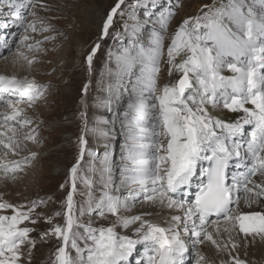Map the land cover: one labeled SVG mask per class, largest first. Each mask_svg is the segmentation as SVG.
I'll return each instance as SVG.
<instances>
[{
    "label": "snow or ice",
    "instance_id": "1",
    "mask_svg": "<svg viewBox=\"0 0 264 264\" xmlns=\"http://www.w3.org/2000/svg\"><path fill=\"white\" fill-rule=\"evenodd\" d=\"M8 6L18 7L14 0H10ZM163 7L164 0H135L134 3L115 0L101 19L98 28L99 42L95 43L85 58L89 77L94 58L101 50V42L110 38L123 39V33L116 31L114 27L117 19L131 20L136 17L137 12H142L144 19L133 29L132 34L135 35L141 26L147 28L153 24L154 17L162 15ZM257 7L264 13V0H258V3L254 0L252 4H248L247 0H235V3H230V11L210 10L204 14V23L197 20L191 29L189 20L185 19L167 50L169 75L173 72L180 75L175 83L165 84L162 88L157 84L158 73L161 71L159 63L163 55L162 33H153L151 40L154 47L125 48L115 57V70L102 74L97 82L98 91L106 93V99L97 97L93 105L111 114L112 128L110 134L105 133L108 142L103 144L102 152L99 148L89 146L86 136H94L95 129L89 127L88 104L86 100H82L83 111L80 118L83 126L78 141V156L69 169L68 180L60 185V190L66 193V201L62 204L64 224L55 225L40 236L41 240L51 235L62 241L56 253V264H133V260L134 264H208L205 255L198 250V246L205 241L211 242L219 251L231 253L236 248L235 244L232 248L228 244L221 247L208 231L211 227L219 235L222 220L226 225L224 231L230 237L238 229L245 237H259L264 241V212L241 211L240 200L234 196L237 175L232 174V182H228L229 168L234 166L239 169L245 159L239 138L245 134L246 127H250L251 131L244 152L255 159L260 174L264 175V91L261 90L264 77L255 79L257 67L254 63L259 61L264 65V15L257 21L254 16ZM128 9L133 11L129 13ZM171 11L172 7L169 8V12ZM15 15L19 17V13ZM21 25L24 32L36 30L32 23L21 21ZM121 26L126 33V24ZM3 27L8 28L9 22H3ZM110 29L113 31L110 32ZM28 40L29 36L24 35L20 43ZM258 40L260 46L257 45ZM27 46L29 50L33 47ZM182 52L187 53V58L177 63V57ZM242 56H250L254 61L246 71L238 67L237 63L227 62L226 59L232 57L233 60H238ZM24 59L29 65L33 63L27 56ZM225 65L233 73L232 76L221 75ZM137 66L138 75L134 72ZM105 75L109 77L107 82ZM0 85H3L0 92L19 94L29 104L39 99L45 91L31 82L4 76H0ZM90 86L89 79L82 88V96L87 97ZM126 97L127 104L121 112L119 109ZM221 97L223 110L233 114L231 120L214 114L213 110L220 107ZM8 106L12 112L3 114L4 125L17 120L21 115L20 109L11 103ZM150 120L160 124L161 130L157 133L159 140L145 144L141 141L146 138V124ZM103 122L108 124L109 120L104 119ZM23 123L27 124L29 121L25 120ZM118 131L124 136L119 161L115 158L114 148ZM0 143L6 149L13 147L11 138L8 142L0 140ZM148 151H151L150 156ZM124 161L131 163V169ZM117 166L120 177L118 184ZM129 171L137 176L127 177ZM83 172L98 173L102 188L99 201L94 205L88 203L89 215L92 211L99 210L101 217L106 213L118 217L121 210L127 208V204L119 195L109 193L113 190L119 193L124 188L131 191L132 185H138L139 191L147 192L149 184L152 185L153 194L147 195V200H159L161 204L166 201L170 208L181 210L183 215H173L167 228L147 222L139 215L132 220H125V228L139 222L135 229V239L127 235L118 237L113 227L100 228L97 235L96 230L78 222L76 217L74 196L78 180L82 179L88 189L92 188L90 179H83L81 176ZM197 179L199 187L193 198L189 192ZM245 193V203L249 207L257 204L264 208V201L260 199L264 196V184L253 183V187H245ZM37 207L38 204L33 202L31 208L22 211L12 205L0 203V210L11 209L15 213L11 217L0 215V264H23L21 246L35 247V240L30 239L32 229L19 226L26 221L33 225L38 223L41 219L39 214L32 216ZM79 214L85 215L83 206ZM60 215V212L56 213V216ZM213 217L214 219H210ZM45 220L47 224H52L51 218ZM78 228L84 229L83 234L74 231ZM69 242L75 250V258L68 254ZM140 244L148 249L142 254L137 253V246ZM232 264H245V261L233 258Z\"/></svg>",
    "mask_w": 264,
    "mask_h": 264
},
{
    "label": "rangeland",
    "instance_id": "2",
    "mask_svg": "<svg viewBox=\"0 0 264 264\" xmlns=\"http://www.w3.org/2000/svg\"><path fill=\"white\" fill-rule=\"evenodd\" d=\"M212 1L179 0L177 3V0H164V7L161 9L162 15L158 14L154 17L153 24L147 28L141 26L139 31L133 35L132 32L137 23L144 19L142 12H137L134 19H128L127 32L124 33V29L120 31L123 33L122 40L110 38L101 42V50L94 58L92 73L89 77L85 58L95 43L99 42L96 25L101 22L102 17H105L115 0H14L18 7L12 8L8 6L10 0H0V76L8 79L15 78L21 82L28 81L45 89L43 95L32 104H29L26 98L20 97L19 94L12 95L10 93V97L4 99V95L0 93V116L5 113L11 114L12 109L8 106L9 103L21 110V115L12 124L9 123L8 128L6 125L0 124V133H3L0 135V140L8 142L11 138L13 144V147L6 149L4 144L0 143V158L4 159L0 165H6V167L0 166V203L27 211L28 207L31 208L35 202L38 207L32 216L36 217L39 214L41 217L36 225L26 221L25 224L19 226H27L32 229L34 233L30 235V239L35 240V247L21 246L23 264H56V253L58 247L62 245V241L51 235L41 240L40 236L44 232L50 231L53 226H63L64 224L62 204L66 201V193L60 190V185L65 184L68 180L69 169L78 156V141L83 126V121L80 118V113L83 111L81 101L86 100L89 127L95 129V135L86 136V139L89 140L91 148H99L102 152L103 144L108 142L105 133L110 134L112 128L111 114L103 108L93 106L97 97L106 99V93L98 91L97 88V82L100 81L102 74L109 70H115V57L120 55L125 48L150 49L154 47L151 40L153 33H162L163 55L159 63L161 71L157 78V84L162 88L166 80L170 82L171 79L168 76L167 50L179 30V25L185 19L189 20V29L195 26L197 20L203 24L204 14L209 13L210 10L214 12L216 9V5H212ZM227 1L228 6L221 8L224 12L230 11V3H235V0ZM129 2L134 3L135 0H126V3ZM255 2L258 3V0ZM247 3L252 4L254 0H247ZM170 7L173 8L171 12H169ZM15 13H19V17ZM262 15L264 13L257 7L254 11L257 21ZM89 20H93L95 23L90 25L91 28L87 34L82 28ZM5 21L9 22V27L6 29L3 27ZM21 21L34 24L36 30L29 29L24 32ZM115 30L119 31L117 26ZM112 31L110 29V32ZM24 35H28L29 40L22 44L20 40ZM6 39L7 43H5ZM27 45H32V49L29 50ZM257 45L260 46L259 40ZM81 46H85V55L80 52ZM184 53L186 52H182L183 55ZM25 56L33 61L31 65L24 59ZM250 58V56H242L238 60H233L232 57L226 59L227 62L237 63L238 67L246 71V68L254 62ZM255 62L257 72H261L260 78L264 77V65L259 61ZM134 72L139 74V66L134 68ZM221 75L232 76L233 73L228 71L225 65L221 70ZM89 79L91 86L87 97H84L81 95L82 88L85 83L89 82ZM104 79L107 82L109 77L105 75ZM221 101H223L222 97ZM126 104L127 97L120 106L121 112ZM220 106H222L221 103ZM104 119H108L109 123L105 124ZM25 120L29 123L24 124ZM9 128L12 130L9 131ZM146 129V138L141 142L145 144L153 141L158 142L157 133L161 130L160 124L150 120L146 124ZM250 129V127H246V133L239 138L243 147L247 145ZM29 137H34V139H29ZM123 143L124 136L118 131L114 144L117 161H119ZM148 155H151V151H148ZM242 162L245 163L246 158ZM124 163H127L131 169L129 161H124ZM82 164H84L83 161ZM246 165L245 163V169H247ZM116 171L118 184L119 166ZM232 172H235L233 167L229 170V178H231ZM255 172L256 175L250 176L248 172L245 173L246 178L242 179L239 173L243 172L238 170V183L242 184L244 188L253 187V183L259 184L262 181L264 184V175L260 174V170ZM81 176L83 179H90L92 188L88 189L82 179L78 180L77 192L74 196L76 217L78 222L96 230L97 235L100 228L113 227L118 237L127 235L135 239L137 238L135 235L129 234V227L132 224L125 228L124 221L132 220L137 215L146 216L151 210H156V207H159L161 214L169 218L173 215H183L181 210L170 208L166 201L161 204L159 200L155 202L147 200L145 197L153 194L151 184L148 185L147 192L139 191L138 185H132L131 191L124 188L119 193L114 190L110 192L109 194L119 195L127 204V208L122 209L118 217H114L110 213L101 217L99 210L92 211L89 215L88 203L91 202L94 205L102 195L100 178L98 173L83 172ZM126 176L134 177L137 174L129 171ZM253 178V183H250L249 181ZM196 185L198 184L196 183ZM196 188L197 186H192L191 193ZM155 195L158 196V193ZM246 195L241 188L236 198L240 200V210L250 212L252 208L245 203ZM82 206L85 209V215L80 216ZM57 212H60L61 215L56 216ZM14 214L11 209L0 210V215L11 217ZM45 218H51L52 224H47ZM133 225L136 227L138 224L133 223ZM225 226L221 224L219 228L224 230ZM228 226L230 227V225ZM74 231L83 234L84 229L78 228ZM181 235L183 237V233ZM213 238L220 243L221 247L230 243L237 245V243H232L236 240L233 234L230 237L229 233L220 232L219 235H213ZM88 243L91 246V241ZM142 245L137 246V253L145 252ZM80 246L84 248L82 243ZM198 250L204 255L211 254L212 258L217 260L225 253V251L219 253L218 248L209 241L199 245ZM68 254L75 258L76 253L71 248V242L68 245ZM84 254L86 257L87 249ZM255 262V264H264V260L260 256H257Z\"/></svg>",
    "mask_w": 264,
    "mask_h": 264
},
{
    "label": "bare ground",
    "instance_id": "3",
    "mask_svg": "<svg viewBox=\"0 0 264 264\" xmlns=\"http://www.w3.org/2000/svg\"><path fill=\"white\" fill-rule=\"evenodd\" d=\"M212 5H216V9L214 12H216L217 10H222L221 8H225L228 6V1L227 0H213L212 1ZM131 10L132 9H128V12L131 13ZM97 21V20H96ZM128 19L125 18V21H119L117 19V23L115 24L120 31H122L124 28L121 26V25H124L126 24V27L128 26ZM86 26L82 28V30L85 32V33H89L90 31V28H91V24H94L93 23V20H89L86 22ZM101 24V22H99L97 25H96V29L99 28V25ZM115 26V27H116ZM93 27V26H92ZM83 32V33H84ZM86 36V35H85ZM85 38V37H84ZM80 52H83V54L85 55L86 54V51H85V46H81V49H80ZM82 54V55H83ZM187 58V53H184V55L181 53L180 56L177 57V63L181 62L183 59ZM251 60V58H250ZM256 63V62H255ZM259 64V63H258ZM259 66V65H258ZM168 69H169V65H168ZM247 70V68H246ZM261 72L258 71L257 72V76L255 79L259 80L260 78V75ZM179 73L178 72H173V74L170 76L169 75V72H168V76L171 77L170 79V82L168 80H166V83L164 84H171V83H175L176 80L179 78ZM0 87H3V85H0ZM245 87H246V84H245ZM261 90L264 91V86L261 87ZM230 91V90H229ZM4 95V99L6 97H10L9 94L10 93H6V92H0ZM223 99V97H222ZM220 103L222 105V101L220 100ZM249 107H251V105H249ZM214 111V114L218 115L220 118H225L226 120H231L233 118V114H229V113H226L222 106H220L218 109H215L213 110ZM238 115V114H236ZM14 121H9V123H13ZM0 124L2 125L3 124V116H0ZM8 124L6 125V128H8ZM251 129L248 131L250 133ZM246 133V132H245ZM240 142V140H239ZM229 144H231V141H228ZM247 145L245 147H243L241 149L242 151V154L245 156L246 158V168L247 169H250L251 171H259V168H258V164L257 162L255 161L254 158L250 157V155H248L246 152H244V149H246ZM253 160V161H252ZM4 161V159L0 158V163H2ZM242 162V166L237 169L235 168L234 166H232L234 169H235V172H232V174H236L237 177H238V173L237 171L240 170L241 172H243L242 174L239 173L241 176H242V179H245L246 178V175L245 173L247 172V169L244 168V164ZM11 164V163H10ZM235 164V161H233V165ZM1 167H6V165H0ZM8 167V165H7ZM231 169V167L229 168V170ZM244 170V171H243ZM250 176V175H249ZM256 177V176H255ZM254 177V178H255ZM254 178L251 180L252 182L254 181ZM229 183H231V178H229ZM196 183L198 184L199 181L197 179ZM196 183H193L191 185V190H192V186H197V188L199 187V184L196 185ZM259 184H263V181L260 182ZM196 188V189H197ZM243 189L245 191V188L243 187L242 184H239L237 183V188H236V191L234 193V196L237 197V194L238 192L240 191V189ZM190 190V192H191ZM3 191V190H2ZM254 191H256V189H254ZM1 192V190H0ZM189 192V195H192L194 196V193H190ZM260 199L262 201H264V196L260 197ZM241 204H242V201H241ZM245 205V204H244ZM250 208H252V211L253 210H258V211H262L264 212V208H261L259 205L257 204H253V206H251ZM156 210H151L150 213L146 216L142 215L141 217L146 220L147 222H151V223H154L158 226H161V227H169L170 223H171V217H166L164 216L163 214H161L159 212V207H156L155 208ZM140 216V215H139ZM214 219V217H213ZM136 224H138L136 227L132 224L130 227H129V234H131L132 236L135 235V229L139 226V222H135ZM221 224L222 225H225V223L223 222V220L221 221ZM220 224V225H221ZM213 235H216V232L213 228H210V231ZM219 232H225L223 229L219 228ZM33 230L31 231L30 235L33 234ZM226 233V232H225ZM231 234H233L234 237H236V240L232 243H237L236 245V248L233 249L231 251V253H229L228 251H225L224 255H221L220 256V259L217 260V259H213L211 254H205V257L206 259L208 260V264H232V261H233V258H239L243 261H245V264H255V260L257 259V256H260V258H262V260H264V241H262L259 237H255V239H253V237L249 236V237H244L242 233H239L238 232V229L233 231ZM54 237V236H52ZM55 238V237H54ZM232 245L233 244H228V247L229 248H232ZM144 247V250L147 251V247L143 244L142 245ZM219 253H222V251H220ZM219 261V263H218ZM255 262V263H254ZM259 262V261H258ZM261 262V261H260ZM259 264V263H258Z\"/></svg>",
    "mask_w": 264,
    "mask_h": 264
}]
</instances>
